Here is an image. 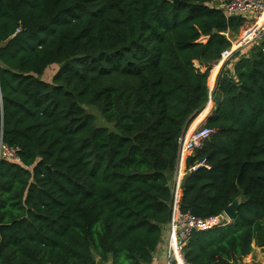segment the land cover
Here are the masks:
<instances>
[{
	"label": "trees",
	"instance_id": "16d2710c",
	"mask_svg": "<svg viewBox=\"0 0 264 264\" xmlns=\"http://www.w3.org/2000/svg\"><path fill=\"white\" fill-rule=\"evenodd\" d=\"M232 1L0 0V133L20 159L0 161V264L152 262L178 140L211 110L226 35L253 24L224 16ZM234 60L205 123L217 134L187 163L209 168L186 175L181 210L240 205L231 224L193 234L187 264L264 248V43Z\"/></svg>",
	"mask_w": 264,
	"mask_h": 264
},
{
	"label": "built area",
	"instance_id": "2783aa9c",
	"mask_svg": "<svg viewBox=\"0 0 264 264\" xmlns=\"http://www.w3.org/2000/svg\"><path fill=\"white\" fill-rule=\"evenodd\" d=\"M219 9L227 19L244 17L252 20L253 24L250 28L241 32L236 40L229 34L226 35L231 47L222 53L220 60L212 68V70L217 68V74L212 85L210 84L208 105L214 102L213 88H215L219 74L223 71L231 70L232 72L231 63L235 59L236 54L245 48H260L264 43V0H234L230 3L220 4ZM202 122H204V119L201 122L196 120L178 140L177 166L171 181V217L163 229L166 264H187L184 252L195 232L208 231L215 227L227 226L232 223L225 211L217 217L201 219L181 210L184 178L188 173L194 172L199 168H209L206 160L195 164L191 168H187L188 159L197 151L203 149L205 144L217 134L216 129L206 127ZM1 160L20 162L18 150L4 144L2 132L0 133Z\"/></svg>",
	"mask_w": 264,
	"mask_h": 264
},
{
	"label": "crops",
	"instance_id": "0c3cea01",
	"mask_svg": "<svg viewBox=\"0 0 264 264\" xmlns=\"http://www.w3.org/2000/svg\"><path fill=\"white\" fill-rule=\"evenodd\" d=\"M239 35L240 34H238L237 36H232V35H230V36L236 40L239 37ZM250 49L251 48H245V49L241 50L239 53L241 56L247 55L249 53ZM236 62H237V60L232 61L231 67L234 68V65L236 64ZM212 78H213V76H212ZM211 104L212 105L214 104V107L212 108L214 110L215 109V102H212ZM210 114H208L206 116V118L204 119V122H206L205 120H207V118ZM171 180H172V178H171ZM166 261H167V258H166V253H165V240H164V238H162L156 252L153 255V260L150 264H166ZM104 264H112V263L111 262H108V263L104 262ZM241 264H264V248L261 246H258L257 244H253L252 253L250 255H248L247 257L243 258Z\"/></svg>",
	"mask_w": 264,
	"mask_h": 264
},
{
	"label": "rangeland",
	"instance_id": "374dc122",
	"mask_svg": "<svg viewBox=\"0 0 264 264\" xmlns=\"http://www.w3.org/2000/svg\"><path fill=\"white\" fill-rule=\"evenodd\" d=\"M58 69H59V66H52V67H50V68H48V70L46 71V73L44 74V76H43V80H45V81H49V80H51L52 79V77H53V75L58 71ZM210 75H211V73H210ZM211 86H210V78H209V88H210ZM213 92H214V88H213ZM212 105V104H211ZM214 107V104L212 105V107H211V111L208 113V114H210L211 112H212V108ZM86 110H87V112L89 113V114H91V115H93V116H95L96 117V119H97V123H98V125L99 126H102V127H107V128H110V129H112V126L111 125H109V124H107L103 119H102V117H101V115L99 114V112L94 108V107H89V106H87L86 107ZM207 114V115H208ZM206 121V120H205ZM198 122V121H197ZM206 122H202V124H205Z\"/></svg>",
	"mask_w": 264,
	"mask_h": 264
},
{
	"label": "water",
	"instance_id": "95a60500",
	"mask_svg": "<svg viewBox=\"0 0 264 264\" xmlns=\"http://www.w3.org/2000/svg\"><path fill=\"white\" fill-rule=\"evenodd\" d=\"M0 95H1V91H0ZM3 128V127H1ZM239 205H240V201L239 200H235L228 208H226L225 213L226 215L229 217V219L233 222L236 220L237 218V213H238V209H239ZM97 264H104L102 259H98L97 260Z\"/></svg>",
	"mask_w": 264,
	"mask_h": 264
},
{
	"label": "bare ground",
	"instance_id": "6f19581e",
	"mask_svg": "<svg viewBox=\"0 0 264 264\" xmlns=\"http://www.w3.org/2000/svg\"><path fill=\"white\" fill-rule=\"evenodd\" d=\"M216 74H217V68L213 69V78H212V81H211V85H212V83L214 81V78H215ZM198 122H200V120H198Z\"/></svg>",
	"mask_w": 264,
	"mask_h": 264
}]
</instances>
